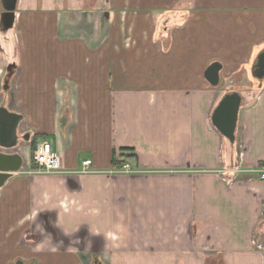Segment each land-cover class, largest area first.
<instances>
[{
	"label": "crops",
	"instance_id": "crops-1",
	"mask_svg": "<svg viewBox=\"0 0 264 264\" xmlns=\"http://www.w3.org/2000/svg\"><path fill=\"white\" fill-rule=\"evenodd\" d=\"M87 1L18 0L6 31L0 0V111L23 116L0 152L24 159L0 188L1 262L264 264V0ZM232 92L234 143L211 122ZM36 135L67 177L32 170Z\"/></svg>",
	"mask_w": 264,
	"mask_h": 264
},
{
	"label": "water",
	"instance_id": "water-1",
	"mask_svg": "<svg viewBox=\"0 0 264 264\" xmlns=\"http://www.w3.org/2000/svg\"><path fill=\"white\" fill-rule=\"evenodd\" d=\"M2 4L4 12L2 13L1 23L3 29L7 31L14 27L17 17L18 0H2ZM221 70L222 65L217 62L207 68L205 77L211 85L217 86L219 84V73ZM252 73L255 78L259 80L264 79V51L259 55ZM241 104L242 96L240 93H228L221 99L211 116L213 126L231 143H234L236 140L235 133L238 126ZM4 114L5 110L3 109L0 111V145L11 149L16 146L17 130L23 116L7 112L6 116ZM5 141L12 142L4 144L3 142ZM23 167L24 159L19 153L0 152V188L6 184L13 174L20 172ZM15 264L26 263L23 260H18Z\"/></svg>",
	"mask_w": 264,
	"mask_h": 264
},
{
	"label": "built area",
	"instance_id": "built-area-1",
	"mask_svg": "<svg viewBox=\"0 0 264 264\" xmlns=\"http://www.w3.org/2000/svg\"><path fill=\"white\" fill-rule=\"evenodd\" d=\"M34 161L38 168L47 174H61L64 178L69 175L68 171L62 170L61 158L54 150L50 141L45 140L38 143L36 152L34 153ZM91 164V160L83 161L82 165L84 170L82 172H85V169L89 168ZM120 170L129 172L130 166L125 164ZM258 172L261 173V179L264 180V170H259ZM113 173L115 172L113 171ZM261 248L264 249V247Z\"/></svg>",
	"mask_w": 264,
	"mask_h": 264
},
{
	"label": "rangeland",
	"instance_id": "rangeland-1",
	"mask_svg": "<svg viewBox=\"0 0 264 264\" xmlns=\"http://www.w3.org/2000/svg\"><path fill=\"white\" fill-rule=\"evenodd\" d=\"M96 1V0H95ZM95 1L93 0H88L87 1V3H86V8L87 9H89V10H91L92 8H93V10L92 11H94L95 10V6H94V4H95ZM109 2H110V4L112 5V6H109L108 7V10H110L111 12L112 11H117V13H119L120 12V14L119 15H122V14H124V13H135V12H137V11H141L142 9H141V4H142V2L144 1V0H134L135 1V6H138V8L137 7H132L131 6V3H130V1L131 0H128V2H127V4L125 5V2H123V3H121V5H118V1L119 0H108ZM104 2V1H103ZM99 5V4H98ZM104 5V4H103ZM103 5L101 4V9H99V10H105L106 9V7H105V5H104V7H103ZM110 7H112V9H109ZM164 10H166V11H168L167 9H169L168 7L167 8H163ZM98 10V11H99ZM123 12V13H122ZM112 15H114V14H112ZM73 16H75L74 14H73ZM72 16V17H73ZM161 29H163V28H159L158 29V31L159 30H161ZM15 33V31H13V33L12 34H14ZM19 34L17 35V36H14V38L15 37H17V39L19 38L20 40H21V46H22V44L24 45L25 43H26V38H27V34H26V30L25 31H21V30H19V32H18ZM125 33H127V32H125ZM32 37H34V36H32ZM126 37H128V36H126ZM250 72H252V69H249V73ZM249 73H247V77H248V81L250 82L251 81V83H252V81H253V76L251 75V74H249ZM32 170H33V168H32ZM35 170V169H34ZM113 171L115 172L114 174L115 175H117V174H119V173H125L124 171H122V170H114L113 169ZM130 173L132 172V170H130L129 171ZM126 173H128V172H126ZM125 173V174H126ZM135 173V172H134ZM38 215V211H36L35 212V216H34V219H37V222H39V219L36 217ZM36 222V224H38ZM0 264H3V262H1V256H0Z\"/></svg>",
	"mask_w": 264,
	"mask_h": 264
},
{
	"label": "trees",
	"instance_id": "trees-1",
	"mask_svg": "<svg viewBox=\"0 0 264 264\" xmlns=\"http://www.w3.org/2000/svg\"><path fill=\"white\" fill-rule=\"evenodd\" d=\"M40 139H44V138L41 137L40 135H36L31 141V150H32V154H31V168H36L37 167V164L34 161V153L36 152L37 145H38ZM45 139H46V137H45ZM123 150L124 151H128V150H131V148H124ZM124 155L125 154H122V156H124ZM122 166H123V161H121V159H117L116 158V151H114L113 159H112V162H111L112 169L119 170V169L122 168ZM261 166H264V162L261 163Z\"/></svg>",
	"mask_w": 264,
	"mask_h": 264
},
{
	"label": "flooded vegetation",
	"instance_id": "flooded-vegetation-1",
	"mask_svg": "<svg viewBox=\"0 0 264 264\" xmlns=\"http://www.w3.org/2000/svg\"><path fill=\"white\" fill-rule=\"evenodd\" d=\"M17 262V261H16Z\"/></svg>",
	"mask_w": 264,
	"mask_h": 264
}]
</instances>
